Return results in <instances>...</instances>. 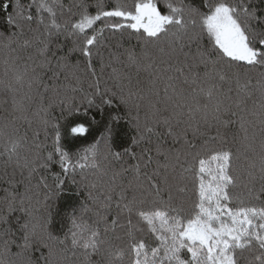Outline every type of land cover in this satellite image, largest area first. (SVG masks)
Wrapping results in <instances>:
<instances>
[{
    "label": "snow or ice",
    "instance_id": "obj_1",
    "mask_svg": "<svg viewBox=\"0 0 264 264\" xmlns=\"http://www.w3.org/2000/svg\"><path fill=\"white\" fill-rule=\"evenodd\" d=\"M260 3L264 4V0ZM0 7L6 10L8 0H0ZM33 7L35 14L24 15L23 11H18L6 17L17 31L6 38L8 43L4 46L9 47L14 37L23 35L21 21L29 26L35 21L37 28L30 27L29 30L37 35L24 39L21 47L42 45L38 53L44 59L35 67L26 64L21 70L13 65L6 71V75H10L4 87L12 94L11 114L0 126V137H7L0 157H6L7 163L14 162L18 167L29 169L30 177L38 169L47 171L58 165L61 171L53 173L52 186L42 178L44 188L48 190L45 201L58 196L65 177L71 178L77 170L83 179L87 170L100 169L101 144L105 148L104 160L120 161L128 156L136 163L114 170L109 181L101 183L95 195L89 191V203L81 202L79 209L72 208L68 212V227L62 237L48 231L50 219L42 224L26 223L21 252L12 254L9 242L5 241L0 250V264H32L24 253L33 247V243L47 249L45 264H70L69 252L73 256L79 253L76 264H264V7H258L255 0H199V4L193 0H164L162 11L160 0H73L67 6L61 0H32L28 8ZM98 22L102 26L96 28ZM106 32L113 36L119 34L121 38L125 34L135 36L140 51L127 50L126 66L135 67L137 73L141 70L149 72L152 79L147 89L140 87L139 80L134 87L128 77L127 91L121 87L119 95L107 88L102 91L99 79L89 85L93 91H85L79 87L81 78L73 72L76 86L64 85L62 90L65 94L69 90L83 92L79 103L75 96H61V88L53 86L51 91L55 99L44 106V94L50 90V85L43 80L44 72L37 69L51 71L53 80L69 68L81 70L80 61L68 63V54L56 57L53 53L52 58L48 57L53 39L70 38L69 54L78 53L85 69L95 76L93 57L103 59L100 49L108 39ZM205 36L207 47L201 44ZM193 44L196 45L192 57L194 63L186 66L191 69L199 63L206 69L205 79L234 82L237 98L233 101L230 96L221 95L215 85L200 88L199 92L192 88L191 94L184 97L177 93L172 83L174 78L167 76L164 99L171 102L172 112L160 117L156 102L150 99L152 95L159 97V90L155 89L157 74L171 70L170 60L177 46L187 59L189 54L183 50ZM157 54L162 58L158 60ZM53 58L57 61L55 65ZM177 71L183 75L182 69ZM198 79V74L192 72L191 80L185 77V82L195 85ZM41 87L44 92L40 91ZM20 92L23 95L18 98ZM254 92L259 93L260 100L249 109L247 101ZM200 94L206 103L201 104ZM178 95L181 98L174 100L173 97ZM34 96L40 98V107L34 116L37 126L43 129L44 141L40 142L39 132H34L31 145L26 147L27 136H18L15 125L19 120L32 125L33 121L25 114L24 101H31ZM117 97L119 105L126 109L123 116L118 106L116 110L112 109ZM144 101L150 111L142 121L139 113ZM82 104L87 105L86 112L91 114V121L80 118ZM55 106L60 107L59 117L51 115L50 109ZM133 109L137 113L135 117L131 115ZM238 113L243 136L238 141L234 138L238 146L233 151L227 146L221 128L236 123L224 119L225 116L235 117ZM185 115L186 121L182 119ZM122 119H127L135 129L130 144L124 147H121L117 128V122ZM173 121L176 126L185 124L186 127L176 133ZM193 121H197L195 127ZM201 123L208 128L215 123L217 130L214 136H208L197 145L186 139V133L191 130L194 137L197 134L206 136L200 131ZM257 123L259 133L255 128ZM91 124L102 127L99 137L79 151L65 150V134L74 139L85 137ZM157 126L164 127L167 134L177 140L184 137L185 148L162 151L157 145V155L165 162L156 161V168L149 174L143 169L153 164L151 149H141L139 154L134 149L151 136H159ZM210 163L214 167H209ZM177 167L180 169L178 177L171 174ZM129 173L132 178L124 183L123 178ZM187 174H191L195 197L189 207L173 195L174 189L180 193L186 191L179 184L188 179ZM72 183L76 181L72 180ZM89 187L97 189L98 185L92 183ZM165 191L167 199L163 195ZM26 198L22 195L19 199L22 212L29 211L24 207ZM15 210L16 198L12 197L6 208L0 210V222H6L7 213ZM89 212L91 219H84V214ZM13 255L15 259H9Z\"/></svg>",
    "mask_w": 264,
    "mask_h": 264
},
{
    "label": "trees",
    "instance_id": "obj_2",
    "mask_svg": "<svg viewBox=\"0 0 264 264\" xmlns=\"http://www.w3.org/2000/svg\"><path fill=\"white\" fill-rule=\"evenodd\" d=\"M9 7L4 10L0 7V126L5 122V118L10 119L11 114V93L7 92L4 85L9 80V75H6V71L13 65L23 70L24 66L27 64L29 67H35L36 63L40 60H43L44 57H41L38 53V48L42 47V45H33L32 47L23 48L21 45L23 44L24 39H32L36 32L30 31L31 29H36L37 24L35 21L31 23L29 26L27 23L21 21L24 24V33L22 36L14 37L13 42L9 47H5L4 45L8 43L7 37L14 31V29L6 20V17L9 14H15V12L23 11L24 15H28L29 12L35 14V8H28V5L32 2V0H8ZM63 4L70 5L73 3V0H61ZM92 2V0H90ZM114 2V0H113ZM131 2V0H128ZM194 3L199 4V0H193ZM161 10H164V0H160ZM255 3L258 7H264V4L260 3V0H255ZM101 23H97L95 25L96 28L101 27ZM42 31V27H41ZM90 35L91 32H88ZM105 35L108 39L105 41V46L100 49L103 59L99 56L93 57V68L95 71V76H92L86 69L85 64L81 60V57L78 53L69 54L68 50L72 47V41L70 38H65L61 36L58 39H53L50 44V50L47 53L49 58H52L53 53H55L56 57L64 56L68 54V63L76 64L77 61H80V69L81 70H73L71 68L61 71L59 77L55 80L51 79L52 72L47 69H37V71H43L44 76L43 80L45 83L50 85V90L44 94V106H47L48 103L55 99L54 93L51 91V87L57 86L61 88L60 95H67L68 98L75 96L77 103H79L80 98L83 96V92L77 91L75 93L70 90L65 94L62 90L64 85H69L70 87L76 86L75 76H79L80 84L79 87L83 88L85 91H93L94 89L90 88V84H94L97 79L100 81V88L103 91L104 89H110L111 92H116L118 95L120 93L121 87L125 88V92L127 91V86L129 84L128 77H131L132 84L135 87L136 81H140V87L147 89L149 86V80L152 79L149 72L147 71H139L135 67H127V50L133 49L137 53H139L140 49L138 47V41L135 36L129 37L127 34L120 37L119 34L113 36L111 33L106 32ZM202 46L207 47V37L205 36L201 41ZM59 45V47H57ZM14 49V51L12 50ZM167 51V48H166ZM184 53H188V57L186 59L185 55L180 52L179 47L177 46V50L175 54L172 55L170 63L172 68L167 73H158L155 89L159 90V97L152 95L150 97L151 100L156 102V107L160 110L159 116H169L171 115L172 108L171 102L166 101L164 99V88L168 81L165 77L172 76L174 80L172 83L175 84L177 93L181 94L184 97H187L191 94L192 88H196L197 92H199L200 88L207 89L213 85H215L216 90L221 95L230 96L234 101L237 98V89L234 82L219 81L218 79H205L204 72L206 71L204 65L196 63L194 67L191 69L186 65H192L194 61L192 57L196 53V45L193 44L190 48L185 47L183 50ZM31 57L32 59H29ZM118 57V59H117ZM159 54H157V59H161ZM7 62V63H6ZM56 59H52V64H56ZM113 69H116V72H113ZM177 69L183 70V75ZM75 72V76L73 75ZM195 72L198 74V82L193 85L190 82H185V77H188L189 81L191 80V73ZM255 82V80L253 81ZM231 89V92H229ZM27 89L25 88L24 91ZM41 92H44L43 87L40 88ZM23 95V92L17 93V97ZM243 95V94H240ZM181 96L173 97L174 100L180 99ZM201 104L206 103L207 101L203 97V94L198 96ZM260 100L259 93L254 92L252 97L248 99L247 105L249 109H252L254 102H258ZM7 101V104H5ZM99 102V101H97ZM26 107V115L30 120L33 121L30 126L29 123L25 120H19L16 122V128L18 129V136H27L28 145H31L32 137L34 132H39V141H44V132L42 128L37 126V118L34 116V113L40 107V98L38 96H34L31 101H24ZM143 106L140 110V117L143 121L145 114L150 111L147 105V101L142 102ZM118 106V110L121 116L125 114V107L123 105H119L118 97L114 98L112 109L116 110ZM87 105L82 104L80 106L79 116L82 120L91 121V114L86 112ZM93 111H96L95 109ZM51 115L53 117H59L60 115V107L55 106L53 109H50ZM135 109L132 110L131 115L133 117L136 116ZM96 119L99 120L100 116L97 115ZM185 121L188 119L187 115L182 117ZM224 119L235 120V124H230L227 127L221 128V132L225 134V137L228 141L227 146L231 147L233 151H235L238 138L243 136V133L240 131L239 119L240 114L237 116H225ZM252 119V117H249ZM198 120V118H197ZM197 121H193V126L195 127ZM186 127L185 124H181L179 126L175 125V121H173V129L174 132L180 133ZM117 128L120 132V140L121 147L128 146L130 144L131 136L135 135V129L128 123L127 119H122L117 122ZM200 131L206 133V136L201 137L197 134L195 137L193 136V132L188 130L186 133V139L189 141H193L197 145L203 143V140L208 136H214L216 134L217 125L212 123L211 127L208 128L204 126L202 123L199 125ZM255 128L257 133H259L260 125L255 124ZM102 127L98 124H91L89 133L82 138L74 139L70 134H65V138L63 140V144L65 150L75 152L80 149L87 147L89 144L93 143L96 138L99 137L100 131ZM250 128V132H251ZM10 131V129L8 130ZM156 131L160 133L159 136L153 135L151 136L150 142L149 139H146L140 146L135 147V151L137 154L141 152V149L149 148L151 149V155L153 156V164L150 165L147 169H143V171H147L149 174L156 168V161H159L161 164L164 163V159L162 156H158L156 152L157 145H160L161 150H174V151H182L185 148L184 137L180 139H175L174 136L168 135L167 130L162 126H157ZM7 141V137H0V152L4 151V144ZM47 143L50 145L51 140L49 139ZM100 164L101 167L99 170H87L84 173V178H81V174L79 170L73 174L71 178L65 177V184L63 186V190L56 197H50L47 201H45V195L48 192L47 189L44 188V183H42V178L44 182H46L49 186L54 184V176L53 173H60V168L58 165H53L49 170L45 171L43 169H38L35 173L29 176V169L23 168L22 166H16L15 163H7L6 157H0V210H4L6 208V203L12 197L16 198V210L7 213L6 222H0V250L3 249L5 241H8V248L12 254H16L21 252L24 244V235L25 228L23 227L26 223L31 224H42L46 220H51L48 225V231L52 233L54 236L62 237L64 232L67 230L68 222H67V214L71 211L72 208L79 209L81 206V202L89 203L87 201L88 192L92 191L95 195L99 191V187L101 183H107L111 177L112 172L119 171L120 168H127L130 164L136 163L135 160L131 159L128 156H125L120 161H114L111 158L108 160L103 159V155L105 152L104 145H100ZM24 154V153H22ZM31 158V157H29ZM206 160L208 159V155L204 157ZM209 167H214L213 164H209ZM107 173V175H103V173ZM172 175L179 176L180 169L177 167L175 173H171ZM188 179L179 184L180 187H185L186 191L180 193L174 189L173 195L177 201H183L185 207H189L192 203V200L195 198L193 194L194 185L192 183L191 174H187ZM132 178V174L129 173L127 177H124V183H127L129 179ZM72 180H75L76 183L73 184ZM92 183H97V189H91L89 186ZM259 182L256 184V188L259 189ZM24 195L27 198L24 202V207L27 208L28 212L20 211L19 199ZM164 198L167 199V191L163 193ZM257 206H259L258 202ZM30 213V214H29ZM84 219L90 220L91 213L84 214ZM116 244H120V241H114ZM48 254L47 249L43 247L42 244L33 243V247L24 253V256L31 260L32 264H45V259ZM248 259L251 260L252 257L248 255ZM70 264H76V260L79 257V253L76 256H73L71 252L68 253ZM9 259H15V255L9 257ZM94 259H98L94 257Z\"/></svg>",
    "mask_w": 264,
    "mask_h": 264
}]
</instances>
